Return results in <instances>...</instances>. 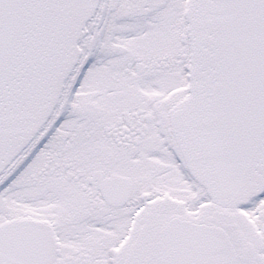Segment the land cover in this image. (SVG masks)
I'll return each mask as SVG.
<instances>
[{"label": "snow or ice", "instance_id": "obj_1", "mask_svg": "<svg viewBox=\"0 0 264 264\" xmlns=\"http://www.w3.org/2000/svg\"><path fill=\"white\" fill-rule=\"evenodd\" d=\"M0 264H264V0H0Z\"/></svg>", "mask_w": 264, "mask_h": 264}]
</instances>
